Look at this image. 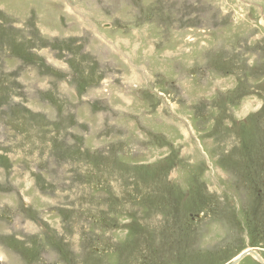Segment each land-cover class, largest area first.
Segmentation results:
<instances>
[{"label":"rangeland","instance_id":"rangeland-1","mask_svg":"<svg viewBox=\"0 0 264 264\" xmlns=\"http://www.w3.org/2000/svg\"><path fill=\"white\" fill-rule=\"evenodd\" d=\"M246 249L264 257V0H0V264Z\"/></svg>","mask_w":264,"mask_h":264},{"label":"water","instance_id":"water-1","mask_svg":"<svg viewBox=\"0 0 264 264\" xmlns=\"http://www.w3.org/2000/svg\"><path fill=\"white\" fill-rule=\"evenodd\" d=\"M249 253H252L256 258L264 264V259L261 257V255L254 249V250H244L231 264H237L242 258H244Z\"/></svg>","mask_w":264,"mask_h":264},{"label":"flooded vegetation","instance_id":"flooded-vegetation-1","mask_svg":"<svg viewBox=\"0 0 264 264\" xmlns=\"http://www.w3.org/2000/svg\"><path fill=\"white\" fill-rule=\"evenodd\" d=\"M249 250V249H248ZM256 250V249H255ZM257 251V250H256ZM260 255H261V257L264 259V257L262 256V254L259 252V251H257ZM256 258V257H255ZM258 260V259H257ZM259 261V260H258ZM259 264H262L260 261L258 262Z\"/></svg>","mask_w":264,"mask_h":264},{"label":"bare ground","instance_id":"bare-ground-1","mask_svg":"<svg viewBox=\"0 0 264 264\" xmlns=\"http://www.w3.org/2000/svg\"><path fill=\"white\" fill-rule=\"evenodd\" d=\"M189 133V132H188ZM188 136V135H187ZM252 254V253H251ZM247 256V255H246ZM252 259V258H251ZM238 264V263H237Z\"/></svg>","mask_w":264,"mask_h":264}]
</instances>
